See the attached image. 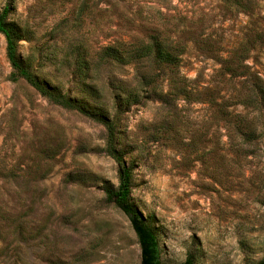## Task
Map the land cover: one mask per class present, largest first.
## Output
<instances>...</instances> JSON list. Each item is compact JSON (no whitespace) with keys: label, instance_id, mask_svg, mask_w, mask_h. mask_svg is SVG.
I'll list each match as a JSON object with an SVG mask.
<instances>
[{"label":"rangeland","instance_id":"374dc122","mask_svg":"<svg viewBox=\"0 0 264 264\" xmlns=\"http://www.w3.org/2000/svg\"><path fill=\"white\" fill-rule=\"evenodd\" d=\"M240 1L0 0L42 82L105 104L164 264L264 259V104L244 105L251 79L225 67L250 34L256 47L240 68L264 79V0ZM153 41L175 64L149 53ZM107 46L123 61L107 60ZM10 71L0 34V264H139L128 218L106 200L118 179L104 126Z\"/></svg>","mask_w":264,"mask_h":264},{"label":"trees","instance_id":"16d2710c","mask_svg":"<svg viewBox=\"0 0 264 264\" xmlns=\"http://www.w3.org/2000/svg\"><path fill=\"white\" fill-rule=\"evenodd\" d=\"M224 1L227 4L230 3L229 6L238 9L244 7L240 0ZM10 15L11 8L8 4L0 10V34L5 41V57L11 68L9 74L10 80L12 82L23 80L50 103L67 110L77 111L104 126L107 131L105 151L117 165L118 179V185L115 189H105L106 200L109 203H112L128 218L139 246V264H164L162 260L160 239L156 228L149 222L148 217H144L138 211L131 201L132 171L116 148L115 124L114 121L109 118L107 108L104 106L105 104L100 102V106H104V109H100V106L91 108L83 104L81 101L71 98L67 94L58 92L55 88H51L46 83L42 82L39 76L25 63L20 54L19 46L20 41L22 40L21 29L10 19ZM261 36H264V30H261V33L257 34V37L261 38ZM255 42V39H253L250 34H246L230 59L225 60L226 71L232 78L248 77L251 79V83L247 85V93H250L249 101L243 103L246 106L248 103L249 105L264 104V79L256 76L254 72L250 73L249 67H245L247 68V72L240 68V63L247 60L249 54L254 51L256 47L254 46ZM261 43H263L262 49L264 52V41ZM145 48H149V53L152 51L154 57L160 62L167 65L175 64V57L166 48L162 47L161 43L153 41L151 44L146 45ZM103 56L107 60L115 62L123 61L124 58L123 52L118 51L117 46L105 47L103 50ZM77 70L81 77L89 73L88 67H84L79 63ZM86 87L89 92L94 94L99 93L101 90L97 88V86L87 85ZM179 264H195V262L191 255H187L184 261ZM246 264H264V259L256 263Z\"/></svg>","mask_w":264,"mask_h":264}]
</instances>
